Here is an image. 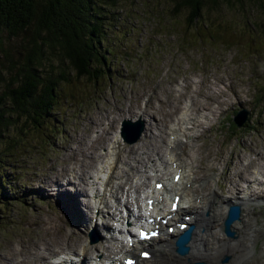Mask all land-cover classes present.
<instances>
[{
  "label": "rangeland",
  "instance_id": "374dc122",
  "mask_svg": "<svg viewBox=\"0 0 264 264\" xmlns=\"http://www.w3.org/2000/svg\"><path fill=\"white\" fill-rule=\"evenodd\" d=\"M172 9L170 0H118L112 10V24L118 29L108 32L105 45L117 56H111L113 68H109V78L103 86L93 94L89 91L75 100L64 101L53 111L52 131L46 130L41 137L28 130L19 134L20 126L25 124L19 119L18 126L8 131L9 135H18L17 145L22 138L25 144L17 148L11 160L6 157L9 150L3 152L7 133L0 137V154L3 152L0 175H10L9 184L13 186L6 188L8 203L0 210V264H45L58 251L79 250L78 235L86 236L87 225L84 220L75 219L73 207L74 202L78 206L83 196L79 198L66 189H82L77 184L63 187L55 184H65L63 176L78 159H83L82 167L86 165L91 172L96 163L86 155L108 149L126 118L137 124L143 119L148 123L134 146L121 139L116 149L120 160L116 182L127 171L130 181L139 176L148 184L146 177L153 173L147 172L146 165L154 157L162 160L165 147L160 137L166 140L165 128L178 120L180 113L185 127L191 130L185 128L180 136L186 145L177 151L179 160L193 171V194L216 199L214 214L221 213L224 218L226 208L218 199L233 197V192L241 193L239 188L251 182L255 173L262 172L264 0H218L217 3L207 0L199 24L209 29L205 31L202 27L203 32L200 26L198 30L185 29L182 21L187 11L172 15ZM184 33L191 47L182 45L180 38ZM3 36L4 50L14 62H19L21 53L28 48L30 34ZM200 36L210 40L199 42ZM194 41L197 46L193 45ZM226 41H229L227 45ZM58 65L59 60L49 58L43 63L44 71L49 67L59 68ZM3 87L0 83V98ZM239 110L247 112V120L242 124L243 115L238 126L242 125L235 129L228 117ZM138 128L139 125L133 127ZM157 143L160 144L158 155L154 149ZM105 158L99 156L102 163ZM131 167L134 169L129 170ZM94 170L96 174L97 165ZM62 193L71 195L72 203L68 204L69 199L65 201ZM262 195L260 199L249 200L241 211V220L235 223L241 238L244 237V245L248 240L253 242L252 253L246 258L245 248L239 249L234 261L232 256L224 257L221 261L225 258L228 261L221 264H245L239 262L246 260L247 264H264V192ZM80 206L83 207L81 203ZM77 211L88 213L87 208L84 212ZM67 217L69 224L65 221ZM219 221L216 224L222 225L223 221ZM213 230L218 232L217 227ZM235 232L232 239L223 232L220 236L227 242L239 241L241 238ZM213 239L216 244L217 238Z\"/></svg>",
  "mask_w": 264,
  "mask_h": 264
},
{
  "label": "trees",
  "instance_id": "16d2710c",
  "mask_svg": "<svg viewBox=\"0 0 264 264\" xmlns=\"http://www.w3.org/2000/svg\"><path fill=\"white\" fill-rule=\"evenodd\" d=\"M117 1L0 0V83L4 84L0 98V137L7 133L3 152L9 150L8 160L25 144L22 138L17 145L15 137L18 135H9L8 131L18 126L19 119L25 123L20 126L19 134L28 130L41 137L46 130L52 131L53 111L64 101L75 100L89 91L93 94L108 80L113 64L111 56L115 54L105 45L108 32L118 29L112 24V10ZM206 1L170 0L172 15L187 11L182 21L184 28L198 30L201 27L203 32L202 27H205L207 31L208 26L199 24ZM210 1L217 3L218 0ZM25 33L30 34L28 48L21 53V60L14 62L3 48V35L12 38ZM203 39L208 41L210 37L200 36L197 40L203 42ZM216 39L222 41L219 37ZM180 41L185 47L191 42L186 33ZM196 41L194 46H197ZM228 43L226 41L225 45ZM49 58L59 60V68L49 67L44 71L43 63ZM228 119L234 128L231 117ZM9 176L0 175V210L8 203L6 188H13Z\"/></svg>",
  "mask_w": 264,
  "mask_h": 264
},
{
  "label": "bare ground",
  "instance_id": "6f19581e",
  "mask_svg": "<svg viewBox=\"0 0 264 264\" xmlns=\"http://www.w3.org/2000/svg\"><path fill=\"white\" fill-rule=\"evenodd\" d=\"M143 120L146 123H148L147 120H145V119H143ZM200 122H202V121H200ZM170 131H171V135L176 138V140L174 142V145H175L174 149L170 148V151H172L171 153L174 155L173 152L180 149V143L178 144V139H179L178 135L179 134L174 129H170ZM119 142H121L120 136L118 134H115L114 140L111 141V143L109 144V148H108V149H110L111 154L109 152V154L105 155L106 158L103 160V163H102V161H100L97 164V173L96 174L93 173L95 176L96 175H99L101 177H106L107 176V179H106L105 183L102 182V183H104L103 187L105 188L106 192H108V191L114 192V191L117 190L116 187L118 186V184L115 183L116 175L114 174L115 173L114 171L116 169L117 163L120 161L119 160V156H117V150H116ZM86 163H88V162L86 161ZM89 167L92 168L93 166L90 165ZM132 169H134V168L131 167V170ZM87 175H89V172H88ZM126 176H127V174H125V177ZM119 179L123 180L124 178L120 177ZM128 182H129V177H126L125 178V184H127ZM183 182L184 181L181 180L179 185L183 184ZM73 184L75 185L77 183L75 182ZM139 187H140V185L136 186V189L139 188ZM121 188H122V186H119V189H121ZM79 193H81V196H86L84 194V189H82V192L79 191ZM187 194H188L187 196L191 197L192 194H193V191L190 190ZM212 198H211V201H209V206L211 208H212ZM63 199H65V201H66V199L67 200L69 199V201H67L68 204L72 203V202H70L71 195H69V194H65L64 193L63 194ZM102 199H103V197H100V195H97V200L94 202V205L96 203H100L102 201ZM227 202H226V204H228L227 207L229 205H231V204H236V205H240L241 208L243 209V207H245V205L247 203H249L250 201L248 199V200H246V202L244 201V203H242L241 201H239L238 197H235V198H233V200H228ZM80 203L83 205V207L80 206ZM80 203L78 204V206L77 205L75 206V202H74L73 210L76 211V214H77L75 216V219L78 220V221L84 220V222H85L84 224L88 226V221H89L90 214H89V212L87 213V211L84 212L86 210V208L89 211L88 202H83L82 199H81ZM77 210H80L81 212H84V214L83 213L80 214ZM209 213H210V211H209ZM80 215H84L85 217H82L83 218L82 219V218H80ZM56 217L59 218L58 216H56ZM57 218H56V220H57ZM63 219H64V217H63ZM216 219H217L216 216H212V217H210V216L208 217V215H207V217H206V215L200 216L197 221H194L193 223H191V227H194V231H193L194 235H193L192 242L190 244V252H189V254L184 256V257L178 256L174 252V250L171 248V243L168 242L167 243L168 247L166 249L169 251V254H167L166 252H165V254H162L163 255L162 258L161 259L158 258L157 261H156V264H193L195 262H205L206 264H221L222 263L221 258H223L225 256H232L233 257L237 250L243 249V248H245V250H246V253L243 254V256L246 257V258L249 257L248 253H250L251 250L253 251V248H252L253 242L248 240L247 245L245 246L244 245V243H245L244 242V237L241 238L242 237L241 231L238 228H236L235 225L233 226V230L237 231V233L239 234V237L241 238L240 239L241 241L239 240V241H228L227 242V241L223 240V238L220 236V230H221V224L220 223L221 222L216 225V227L218 228V232H214L213 233V231H212L213 230V223L216 222ZM219 220L222 221L223 218L221 217ZM65 221L67 222V224H69V222H70L68 220V217H67V219H65ZM59 228L62 229V226H60ZM85 234H87V233H85ZM83 236L84 235H81V233H79V235H78V237L80 238L77 241L78 242L77 244H79V246H78L79 250H76V251L75 250H71V249H66V250H68L70 252H74L76 254L78 253V251H81L82 255L89 256L92 252H94V251L98 252L99 249H102V250H105L106 259L109 258V254H113L114 253L113 249H107L106 250L105 248H102V246L100 244L89 245L88 249H86V247H83V244H82L84 242L83 241ZM209 237L217 238V243L214 244V246H213L214 247L213 249L216 250V253L212 254V255L211 254L208 255V253L206 251V245H207V241H208ZM235 239H237V236H236ZM235 239H233V240H235ZM162 241H164V240L162 239ZM158 243H159V241L149 244V247L156 252V256H158L159 253L160 254L163 253V251H158L159 250L158 249ZM118 249H119L120 252L122 251L121 246H119ZM252 251H251V253H252ZM63 253H65V252H63ZM59 254H61V253H59ZM168 257L171 258L169 263H168ZM240 260H242V259H240Z\"/></svg>",
  "mask_w": 264,
  "mask_h": 264
},
{
  "label": "water",
  "instance_id": "95a60500",
  "mask_svg": "<svg viewBox=\"0 0 264 264\" xmlns=\"http://www.w3.org/2000/svg\"><path fill=\"white\" fill-rule=\"evenodd\" d=\"M247 112H245L244 110H241L237 113V115L234 117V123L235 125L239 128L242 124H244V122L247 120ZM244 115L243 118V123L239 125V120L240 118H242V116ZM130 121H124L123 122V134L122 136H124L125 140L129 143H134L135 141L138 140V138L140 137V134L143 131V123L142 122H138L139 123V128L138 130L135 132V135L133 137H129L128 135H126V130L129 129L130 127H132L130 125ZM130 125V126H129ZM240 219V208L238 206H233L230 208L229 210V214L228 217L225 221V233L228 237L233 238L234 237V233L230 230L231 224ZM190 234H191V229H189L188 231L185 232V234L181 237L179 243H178V252L181 255L186 254L187 249L185 244L189 241L190 238Z\"/></svg>",
  "mask_w": 264,
  "mask_h": 264
},
{
  "label": "snow or ice",
  "instance_id": "6c2138e0",
  "mask_svg": "<svg viewBox=\"0 0 264 264\" xmlns=\"http://www.w3.org/2000/svg\"><path fill=\"white\" fill-rule=\"evenodd\" d=\"M157 187H158V188H159V187H162V185L157 184ZM148 205H149V208H151V205H152V201H151V200L148 201ZM141 235H146V234L142 233ZM143 255H144V257H146V258L148 257V253H147V252L143 253ZM128 264H135V262L129 260V261H128Z\"/></svg>",
  "mask_w": 264,
  "mask_h": 264
}]
</instances>
